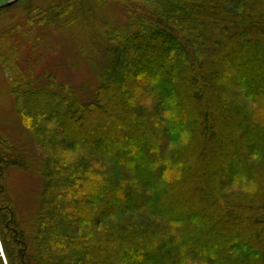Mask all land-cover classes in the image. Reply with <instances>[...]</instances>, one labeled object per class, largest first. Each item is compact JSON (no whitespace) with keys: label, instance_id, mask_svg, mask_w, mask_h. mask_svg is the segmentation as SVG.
I'll return each instance as SVG.
<instances>
[{"label":"trees","instance_id":"trees-1","mask_svg":"<svg viewBox=\"0 0 264 264\" xmlns=\"http://www.w3.org/2000/svg\"><path fill=\"white\" fill-rule=\"evenodd\" d=\"M96 1L129 23L103 33L91 98L13 82L43 185L23 227L3 182L23 158L0 136V264H264V0ZM89 6L33 7L44 16L26 22Z\"/></svg>","mask_w":264,"mask_h":264},{"label":"rangeland","instance_id":"rangeland-1","mask_svg":"<svg viewBox=\"0 0 264 264\" xmlns=\"http://www.w3.org/2000/svg\"><path fill=\"white\" fill-rule=\"evenodd\" d=\"M10 1L0 0V136L8 140L23 158L20 164H9L3 182L14 205L16 219L24 227L31 222L39 201L43 179L38 174V167L44 153L26 120L18 113L12 93L13 82L19 79L17 82L31 84L34 88L63 83L78 98H91L105 65V50L111 46L103 33L109 28L127 27L129 20L113 2L100 4L96 0H87L92 6L87 7L90 14L85 11V18L74 17L71 12L54 23L27 24V16L42 17L43 14H37L39 11L63 0H15L6 5ZM82 6L81 3L79 7ZM33 7L39 11L29 13ZM101 166L110 172L114 170V178L122 175L115 167L104 163ZM183 177L179 172L176 183H183ZM97 180L88 177L82 186L94 184ZM78 208H83L86 212L83 218L87 219L88 207L80 204ZM116 220L111 218L107 223ZM191 225L184 227L186 236L197 235V229L189 230ZM113 244L110 243L108 248H113Z\"/></svg>","mask_w":264,"mask_h":264},{"label":"water","instance_id":"water-1","mask_svg":"<svg viewBox=\"0 0 264 264\" xmlns=\"http://www.w3.org/2000/svg\"><path fill=\"white\" fill-rule=\"evenodd\" d=\"M15 0H11L10 2L7 3V5H10L14 2ZM0 249H1V246H0Z\"/></svg>","mask_w":264,"mask_h":264},{"label":"bare ground","instance_id":"bare-ground-1","mask_svg":"<svg viewBox=\"0 0 264 264\" xmlns=\"http://www.w3.org/2000/svg\"><path fill=\"white\" fill-rule=\"evenodd\" d=\"M1 245V244H0Z\"/></svg>","mask_w":264,"mask_h":264}]
</instances>
